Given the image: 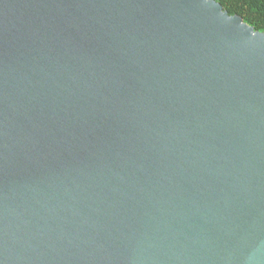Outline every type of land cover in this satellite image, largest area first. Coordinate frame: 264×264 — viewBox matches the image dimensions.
<instances>
[{
  "label": "water",
  "instance_id": "1",
  "mask_svg": "<svg viewBox=\"0 0 264 264\" xmlns=\"http://www.w3.org/2000/svg\"><path fill=\"white\" fill-rule=\"evenodd\" d=\"M0 264H264V31L0 0Z\"/></svg>",
  "mask_w": 264,
  "mask_h": 264
},
{
  "label": "trees",
  "instance_id": "2",
  "mask_svg": "<svg viewBox=\"0 0 264 264\" xmlns=\"http://www.w3.org/2000/svg\"><path fill=\"white\" fill-rule=\"evenodd\" d=\"M229 14H239L254 29L264 31V0H216Z\"/></svg>",
  "mask_w": 264,
  "mask_h": 264
}]
</instances>
